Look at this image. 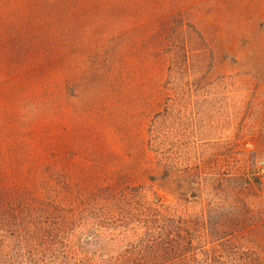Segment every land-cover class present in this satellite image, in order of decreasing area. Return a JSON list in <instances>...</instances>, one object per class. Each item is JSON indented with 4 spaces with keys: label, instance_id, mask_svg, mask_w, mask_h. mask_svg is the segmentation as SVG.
<instances>
[{
    "label": "rangeland",
    "instance_id": "obj_1",
    "mask_svg": "<svg viewBox=\"0 0 264 264\" xmlns=\"http://www.w3.org/2000/svg\"><path fill=\"white\" fill-rule=\"evenodd\" d=\"M0 186L245 200L264 248V0H0Z\"/></svg>",
    "mask_w": 264,
    "mask_h": 264
},
{
    "label": "trees",
    "instance_id": "obj_2",
    "mask_svg": "<svg viewBox=\"0 0 264 264\" xmlns=\"http://www.w3.org/2000/svg\"><path fill=\"white\" fill-rule=\"evenodd\" d=\"M254 219L245 200L188 213L143 187L70 204L47 188L0 186V264H264Z\"/></svg>",
    "mask_w": 264,
    "mask_h": 264
}]
</instances>
